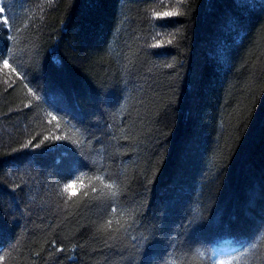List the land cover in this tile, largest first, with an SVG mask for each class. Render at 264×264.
Returning a JSON list of instances; mask_svg holds the SVG:
<instances>
[{
  "label": "trees",
  "instance_id": "obj_1",
  "mask_svg": "<svg viewBox=\"0 0 264 264\" xmlns=\"http://www.w3.org/2000/svg\"><path fill=\"white\" fill-rule=\"evenodd\" d=\"M260 3L0 0L17 38L11 63L25 75L0 66V264H139L132 237L161 221L154 264H264ZM173 6L185 15L153 17ZM7 34L0 27L4 55ZM52 65L65 69L55 105L24 87L43 97ZM96 91L111 103L92 109ZM47 135L70 139L36 148ZM72 153L90 166L71 179L83 173L97 191L69 200L60 169ZM97 175L115 181V197ZM201 217L219 226L192 240L186 225Z\"/></svg>",
  "mask_w": 264,
  "mask_h": 264
},
{
  "label": "snow or ice",
  "instance_id": "obj_2",
  "mask_svg": "<svg viewBox=\"0 0 264 264\" xmlns=\"http://www.w3.org/2000/svg\"><path fill=\"white\" fill-rule=\"evenodd\" d=\"M183 0H177V5L182 4ZM262 9H264V0H261V3L259 5ZM185 13L181 12L179 10L178 6H173L169 9H166L162 12H154L153 17L157 20H164L166 18H173V17H180L184 16ZM247 23L244 19L239 20V24L241 26H244ZM0 27H2L7 33H11L13 31V21L5 14V9L3 7H0ZM7 41L11 42V46L8 44H5V48L7 51V55H4L2 51H0V66H2V69H6L8 73L15 74L16 77H18L21 81L25 80V75L18 70L17 67L13 66L11 63V59L14 56V46L17 42V38L14 35L7 34L6 35ZM167 44L171 45L172 40H168ZM163 42L157 41L155 44L152 45V47L160 48L163 47ZM52 54L55 55V49L52 50ZM167 68H173L174 65L167 64L165 65ZM52 75H49L47 71H45V84H44V96L37 94V91L33 90L32 87L29 86L28 83L24 84V87L27 89V92L30 96H32L36 101H41L44 98H48L52 101L53 105L56 104V101L60 99L57 96V91H62L61 86L57 83L55 77L63 74L65 72V69L63 65H60L57 67L56 65H52L51 69ZM49 93H51V96H49ZM89 105L92 109L100 108L101 106L105 104L111 103L108 100L107 96H103L100 94V92L96 91L93 94L89 96ZM116 103H119V100L116 101ZM123 107V106H122ZM49 116H51L52 120H56V116H53L51 112L48 113ZM89 113L81 111L78 113L79 122L83 125L85 121L88 118ZM51 122V121H50ZM70 139L66 136H58V135H47L44 136L42 140L38 144L35 145L36 148H40L42 145H44L45 141L54 140V141H65ZM75 143V141H73ZM30 145H32V141L29 140L26 145H23L22 147L27 148ZM13 151H16L14 149ZM89 163L86 161L85 158L76 155L75 153H72L69 158L64 162L63 166L60 169V174L65 176L68 180L67 183L63 185V193L67 195L68 199L71 200L74 195H76L77 190H82L81 194L83 196L89 195V190L92 192L97 191L96 185H89L88 183L84 182V174L81 173V176L77 177L76 179H71V176L75 174L76 171H79L83 167H89ZM100 186H102L105 189H108L110 192V195L115 197L117 195V191H115V181H112L110 179H106L102 175H97L93 177ZM16 187H20L19 184L16 185ZM253 211H255V207L252 208ZM115 211V209H113ZM264 211V209H262ZM261 221L264 222V215H260ZM131 218V217H130ZM135 222V221H134ZM119 223V222H118ZM112 221L109 220L107 222V225H101V228H105L108 226H111ZM219 224L217 221H208L205 220L203 217H201V222L197 223L196 220L190 219L188 221V224L186 225V235L192 239H198L201 232L206 228H215L218 227ZM123 227V226H121ZM4 230V223L0 222V234L3 233ZM147 231V229H146ZM163 235V221L160 222V224L152 225V229L148 231L147 235H144L143 233L139 236H133L132 240L136 241V243L133 244V248L137 250L138 255L140 256L139 264H154V259L157 256V253L159 251V244L161 240V236ZM53 244H55V241H52ZM175 243H183V241H178ZM174 246V244H173ZM258 245L253 244L251 248L245 253H243V256H255L256 255V249ZM58 252H62L64 249L62 248H56L55 249ZM39 255L40 253H36ZM4 260L3 256H0V262ZM213 264H239V258L232 257V258H218L217 260L213 261ZM247 264V261L245 262Z\"/></svg>",
  "mask_w": 264,
  "mask_h": 264
}]
</instances>
